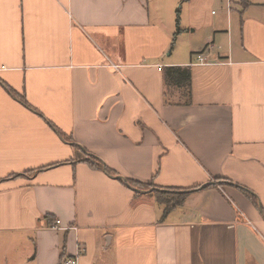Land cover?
<instances>
[{"label": "crops", "instance_id": "1", "mask_svg": "<svg viewBox=\"0 0 264 264\" xmlns=\"http://www.w3.org/2000/svg\"><path fill=\"white\" fill-rule=\"evenodd\" d=\"M124 179L187 195L164 217ZM80 247L264 264V0H0V264Z\"/></svg>", "mask_w": 264, "mask_h": 264}, {"label": "trees", "instance_id": "2", "mask_svg": "<svg viewBox=\"0 0 264 264\" xmlns=\"http://www.w3.org/2000/svg\"><path fill=\"white\" fill-rule=\"evenodd\" d=\"M179 12L178 10V18L177 23L180 26L179 23ZM181 29L180 27L177 30V33H180ZM164 76H165V82L167 86L173 87L178 86L184 88V92L186 96L191 93V70L190 67L184 68L180 66H172L167 67L164 69ZM190 101V100H189ZM90 161L93 162L97 167L104 168L105 166L98 158L90 157ZM106 170L115 176L117 172L111 171L108 167ZM123 182L128 186H135L137 187V191H146L148 189L151 190V194L155 196L156 200H158L160 205H164V211L163 215L164 217L167 216V214L174 208L178 203H181L184 200V197L187 195V192H181L180 189H155L152 188L153 186L149 184H141L139 182L133 181V180H126L124 179Z\"/></svg>", "mask_w": 264, "mask_h": 264}, {"label": "built area", "instance_id": "3", "mask_svg": "<svg viewBox=\"0 0 264 264\" xmlns=\"http://www.w3.org/2000/svg\"><path fill=\"white\" fill-rule=\"evenodd\" d=\"M198 59L200 61V63L204 62V57L201 55H198ZM61 226V219L57 220L52 226L51 228L53 229H59V227ZM82 253V248L80 247V249L78 250L75 258H66L64 260L65 264H79L78 258L77 256L80 255Z\"/></svg>", "mask_w": 264, "mask_h": 264}, {"label": "rangeland", "instance_id": "4", "mask_svg": "<svg viewBox=\"0 0 264 264\" xmlns=\"http://www.w3.org/2000/svg\"><path fill=\"white\" fill-rule=\"evenodd\" d=\"M218 8L216 7V10H217ZM181 192H183V191H181Z\"/></svg>", "mask_w": 264, "mask_h": 264}, {"label": "water", "instance_id": "5", "mask_svg": "<svg viewBox=\"0 0 264 264\" xmlns=\"http://www.w3.org/2000/svg\"><path fill=\"white\" fill-rule=\"evenodd\" d=\"M130 187H132V186H130Z\"/></svg>", "mask_w": 264, "mask_h": 264}]
</instances>
